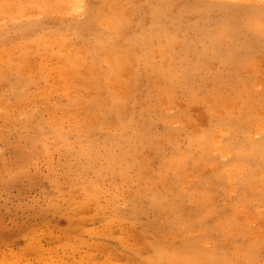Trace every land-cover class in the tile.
Wrapping results in <instances>:
<instances>
[{
	"label": "rangeland",
	"instance_id": "1",
	"mask_svg": "<svg viewBox=\"0 0 264 264\" xmlns=\"http://www.w3.org/2000/svg\"><path fill=\"white\" fill-rule=\"evenodd\" d=\"M0 264H264V0H0Z\"/></svg>",
	"mask_w": 264,
	"mask_h": 264
}]
</instances>
